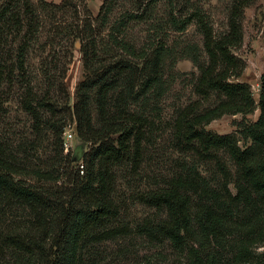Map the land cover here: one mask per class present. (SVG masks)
I'll return each instance as SVG.
<instances>
[{"label": "trees", "instance_id": "trees-1", "mask_svg": "<svg viewBox=\"0 0 264 264\" xmlns=\"http://www.w3.org/2000/svg\"><path fill=\"white\" fill-rule=\"evenodd\" d=\"M255 1L229 0L226 29L216 33L200 0H101L96 14L88 0H0V83L20 82L19 104L34 133L21 145L22 155L0 139V199L28 209L26 223L0 225V264H80L86 245L129 230L114 224L115 170L124 161H142L147 119L135 106L163 85V56L173 53L188 57L196 68L197 98L178 107L174 117L177 148L185 153L177 169L137 193L165 215L138 230L185 249L187 264H220L214 245L224 246L228 232L245 225L235 221V212L241 206L257 214L255 208L264 205V70L257 101L250 83L234 80L246 67L236 52L243 42L244 9ZM159 2L165 14L157 21L177 32L193 23L200 44L187 41L175 49L173 39L146 45L127 37L131 21H154ZM120 4L123 10L113 16ZM76 40L85 75L70 104L66 54ZM34 49L45 52L39 85L28 70ZM4 100L0 95V108ZM256 106L257 118L246 119ZM238 113L230 132L205 128L223 114ZM70 121L75 138L91 146L84 153L74 148L81 167L62 171L68 156L62 133ZM45 130L56 153L47 167L31 158ZM200 162H213V168L205 172ZM28 178L54 185H35Z\"/></svg>", "mask_w": 264, "mask_h": 264}, {"label": "rangeland", "instance_id": "rangeland-1", "mask_svg": "<svg viewBox=\"0 0 264 264\" xmlns=\"http://www.w3.org/2000/svg\"><path fill=\"white\" fill-rule=\"evenodd\" d=\"M101 0H88V6L93 14H96ZM201 4L211 16L216 33L226 29V11L229 0H200ZM125 4V2H122ZM97 7V8H96ZM123 10V5L117 6L112 14L118 16ZM154 21H131L127 29V37L133 41L152 44L156 41H177L178 49L184 42L196 41L200 44L201 36L193 23L187 25L183 32H177L169 28L167 21H157L164 16L165 6L159 2L155 6ZM243 26V42L237 53L246 60V67L242 74L234 80L250 83L253 97L258 100L259 75L264 70V0H256L245 7ZM71 53L66 54L65 84L69 93V103L75 98L77 83L84 77L85 70L82 64V53L79 42L76 40L71 47ZM163 56V85L152 88L142 102L135 108L146 115L144 128V145L142 161L134 165L131 161L120 163L115 170L116 185L114 199L118 208L115 225L126 226L129 230L125 233L93 242L86 245L80 252V264H187L185 249L174 246L164 237H150L138 230L145 222H155L164 217V209H156L154 206L140 201V191L156 187L162 183L164 175H168L177 169L176 165L185 153L177 148L176 136L173 130L174 117L177 108L197 98L192 90V81L196 73L191 60L178 53ZM45 52L38 49L32 50L28 57V70L36 85L42 81L41 63ZM43 64V65H42ZM19 83L9 85L0 83V95L5 100L0 108V139L10 145L18 155H22L21 145L26 140H32L34 133L31 130V119L22 110L19 104ZM259 108L256 106L253 112L245 115L248 120H255ZM241 114H223L213 119L205 128L219 133L234 130V120L240 119ZM65 128L73 130V122L66 124ZM65 140L64 131L62 133ZM69 141L71 147L63 153L67 157L62 159L60 170H71L81 167L82 159L77 158L74 150L76 143ZM242 143V141H239ZM91 144L86 142L81 147L84 153ZM52 135L43 131L39 136L37 148L31 150V158L43 167H47L55 157ZM77 150V149H76ZM219 155L231 166L227 154L219 151ZM200 168L208 172L213 168V162H200ZM81 173V172H80ZM63 179V178H62ZM61 179V180H62ZM28 180L35 185L53 186L54 182H44L34 178ZM60 180V181H61ZM58 181V182H60ZM234 191L232 184L229 185ZM239 207V206H238ZM254 209L239 207L235 212V221L245 222L243 230L228 232L224 246L214 245L220 264H264V205ZM262 212V213H261ZM28 209L21 203L0 199V225L10 222L26 223ZM244 239V240H243ZM3 257V255L1 256Z\"/></svg>", "mask_w": 264, "mask_h": 264}, {"label": "built area", "instance_id": "built-area-1", "mask_svg": "<svg viewBox=\"0 0 264 264\" xmlns=\"http://www.w3.org/2000/svg\"><path fill=\"white\" fill-rule=\"evenodd\" d=\"M64 136H65V140L63 141V144H64V151L66 152L68 148L71 147V144H72V143H69V141L74 140L73 130L71 129L69 130V128H65Z\"/></svg>", "mask_w": 264, "mask_h": 264}, {"label": "water", "instance_id": "water-1", "mask_svg": "<svg viewBox=\"0 0 264 264\" xmlns=\"http://www.w3.org/2000/svg\"><path fill=\"white\" fill-rule=\"evenodd\" d=\"M83 145H84V141L81 140V139L76 138V143L74 145V148H76V147H83Z\"/></svg>", "mask_w": 264, "mask_h": 264}, {"label": "bare ground", "instance_id": "bare-ground-1", "mask_svg": "<svg viewBox=\"0 0 264 264\" xmlns=\"http://www.w3.org/2000/svg\"><path fill=\"white\" fill-rule=\"evenodd\" d=\"M97 8V7H96Z\"/></svg>", "mask_w": 264, "mask_h": 264}]
</instances>
